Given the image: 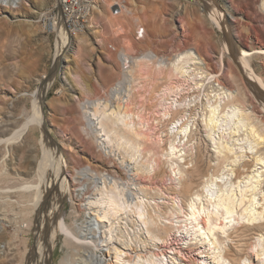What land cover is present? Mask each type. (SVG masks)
Instances as JSON below:
<instances>
[{
	"label": "rangeland",
	"instance_id": "obj_1",
	"mask_svg": "<svg viewBox=\"0 0 264 264\" xmlns=\"http://www.w3.org/2000/svg\"><path fill=\"white\" fill-rule=\"evenodd\" d=\"M120 1L132 6L129 0H100L103 12L95 16L96 27H89L92 30L86 29V42L74 41L76 43L74 50L66 51L67 58L62 59L58 66L55 63V55L59 36L56 32L45 30L39 21L41 13L55 5L57 0H30L31 6L23 2L19 7L22 11L18 14L16 12L20 10L19 8L15 10L0 5V264H33L43 253L46 255L44 259H47L48 252L51 251L48 243L47 250L39 248L40 240L44 239V242L48 240L51 231L41 226V220L46 218L51 208L50 203L47 201L41 208L36 200L43 182L42 178L36 175L43 157V141L63 147L70 164L69 170L75 179L73 184L79 186L89 181L88 190L91 194L87 195L96 197L98 193L93 181L77 173L78 169L87 165L99 170L116 169L117 174L124 178L125 182L119 186L128 195L126 198L128 197L127 200L133 206L122 211L123 217L120 214L122 224L118 223L122 226L118 224L116 226L119 235L123 233L125 238L128 237L129 256L147 252L149 251L147 249L151 250L153 247L159 251L174 249L188 264H217L210 255L213 248L209 242L193 238L187 231L191 225L188 220L189 210L186 207L195 193L203 192L202 185L206 181V176H209L207 174L224 171L222 157L220 158L215 151L203 125L205 115L209 112V104L216 102L217 99L215 81L209 79L207 74L205 77L202 76L198 70H193L187 75L190 112L196 122L194 128L197 127L193 134V142L195 141L199 152L197 156L199 161L197 157L195 159L199 167V169L196 167V170L198 169L201 174L193 170V167H186L187 164L183 162L180 163L182 171L180 177L172 171L166 148L171 135L169 132L171 121L177 118L178 113L167 119L161 118L160 121L159 111L164 109V105L160 102L159 96L154 98L153 93L168 81L167 76L170 70L173 71L171 62L176 61L183 53L193 51L207 61L210 71L220 73L228 88L236 91L234 99L229 102L227 100L223 105L232 102L246 107L252 111L257 126L263 128L264 97L260 96L258 90L249 83L240 65L238 66L230 57L229 51L232 49L233 54L237 56L241 48H247L252 42H256V46L264 47V10L261 7L264 0H215L222 13L228 15L229 22L224 26L220 24L222 20L217 22L218 17L212 14V7L203 11L210 0H205L206 4L204 0H180L178 3L171 0H137L139 10L136 19L126 11L122 14L112 11L115 6H109V3L112 2L114 5ZM132 1L134 3L135 0ZM33 9L40 13L36 15ZM217 14L222 16L219 10ZM119 26H123V29H119ZM142 27L146 28L149 39L139 35ZM124 52H130L136 57H141L146 52L156 53L157 56L142 59L141 63L145 62L142 72L138 70L128 74L122 69ZM222 54L224 58L220 59ZM263 56L254 55L251 65L253 71L264 80V72L259 68L261 66L264 71ZM175 74L173 72L171 79L177 83L182 78ZM120 81H122L120 86H117ZM113 85L114 88L118 87V91H114L113 88L109 94L106 93ZM42 87L43 98L39 114L44 123L43 128L34 122L20 137L4 141L7 137H12L34 113L32 93ZM87 87L91 90L88 95L84 91ZM74 92L80 97H75ZM128 96L133 103V109L136 107V111L142 110L145 116L151 118V125L145 129L148 139L144 137L139 140L141 144L139 154L137 151L134 152L132 147L125 145L126 141L122 143L114 141L108 145V154L104 155L102 148L98 147L99 140L94 138L96 135L99 137V134L88 126L87 115L96 107L99 110L110 111L118 98L125 102ZM87 99H101V103L98 102L94 107L90 105L85 107L84 101ZM157 103L159 105L155 106ZM158 107L162 108L157 109ZM167 129L169 135L161 137ZM261 150L264 155V144ZM111 153L113 156H110ZM116 157L131 162L139 173L134 177L125 178L123 168L115 161ZM248 160L249 165L253 163L252 158ZM94 163L99 165L96 166ZM150 163L153 166L150 167ZM70 176L72 178V175ZM30 182L34 183L32 189L20 188ZM142 191L144 195L141 194ZM93 198L92 200H96ZM141 199L145 201L147 208L149 206L150 213L158 210L159 214L152 215L154 222H149L150 224L143 221L137 212ZM66 200L63 205L65 215L62 219L67 225L72 226L77 234L80 232L73 223L77 210L97 212L104 208L98 206L96 202L86 208L84 196L82 198L80 196L77 204ZM170 231H174L170 243L164 248L155 247L151 238L153 233L157 232L165 237ZM231 231L233 239L223 242L225 255L233 264H240L242 258L250 255L248 250L254 242L255 233L264 232V222L256 226L237 224ZM238 232L240 236H236ZM53 241L55 242L52 244L53 253L47 264H59L64 254L74 253L75 249L84 252L89 248L87 246L86 249L69 238L64 230L60 231ZM252 255L250 256L257 264L256 256ZM38 263L41 264V261Z\"/></svg>",
	"mask_w": 264,
	"mask_h": 264
},
{
	"label": "bare ground",
	"instance_id": "obj_2",
	"mask_svg": "<svg viewBox=\"0 0 264 264\" xmlns=\"http://www.w3.org/2000/svg\"><path fill=\"white\" fill-rule=\"evenodd\" d=\"M129 1L132 6H127L121 1L116 2V4L114 5L111 4L112 2H110L109 6H118V9L112 11L119 12L121 14L123 13V11H126L128 15L135 16L136 19L137 11L139 10L137 7L138 1L135 0L134 3L132 0ZM171 1L178 3L180 0ZM23 2H26V4L31 6L30 0H0V5L16 10L21 7ZM41 5L43 6V4ZM217 6V1L210 0V2L204 7L203 11L205 12L207 8L212 7V14L214 13L213 15L218 17L217 22H219V20H222L220 24L221 26H224L225 23L229 22L228 15H226L225 12V14H223L222 10H220ZM261 7L264 10V1ZM19 9L20 10H17L16 12L17 14L22 11L21 8ZM218 10L220 11L222 16L217 14ZM33 11L34 13H36V15L40 13L36 9H33ZM101 12H103V10L101 8L100 0H95V4L88 19L87 30L89 27H96L97 22H95L94 19L97 13L101 14ZM185 12H188L187 9ZM34 15L35 14H33V16ZM115 17H113V19ZM231 17L234 16L231 15ZM114 24L118 25V23ZM229 25H231V23H229ZM119 29H123V26H119ZM87 30L81 32H71L62 25L56 29V33L59 36L58 49L55 55L56 66H58V64L62 62V59L67 58V55L65 54L66 51L70 52L74 50V44H76L75 42H77L78 40L82 41V43L86 42ZM72 33L75 35H73ZM139 35L143 38L148 37V33L145 27H142L139 30ZM256 45V42H252V44H249L247 48H241V52L237 56H235L236 54H233L232 49L229 52L232 60L237 63L238 66L240 65L242 73H244L249 83L256 90H258L260 96L264 97V80L261 75L253 71V67L251 65L252 57L254 55H264V47ZM73 52L75 53L76 51ZM122 56L124 65L122 68L123 72L127 71V73L129 74L132 71H138L142 69V66L145 63H141L143 62L142 59L145 60L148 58H155L157 55L156 53L146 52L141 57H136L131 55L130 52H124L122 53ZM223 58V54L220 55V59ZM171 64L173 66V71L170 70V73H167L168 81L164 83L163 86H161V89H158L156 92L152 93L155 95L154 98L159 96L161 98L160 102L164 105V109L162 111H159L161 114L160 121L161 118L167 119V117H172L174 114L178 113L177 118L171 121V127L169 130L171 135L169 137V140L167 141L168 145L166 148V155L170 160V166L173 168L172 171L176 176L180 177L182 174L180 168V163L182 162L187 164L186 167H193V170H195L196 172L199 171L198 164H196L197 160L195 161L199 152L197 150L198 148L195 141L193 142V134L195 133V129L197 127L194 128V126H196V122L194 119V115H192L190 112V89L188 88L189 86H187V75L191 74L193 70H198V72H200L202 76L204 75L205 77V75L207 74L210 77L209 79H213L215 81L214 85L217 89V99L216 102H212L211 104H209V112L207 115H205L203 125L206 129V135L211 140L215 151L220 156V158L222 157L224 171H222V173L207 174L209 176H206V181L202 185L203 192L195 193L188 201L186 207L189 210L188 220L190 221L189 223L191 227L187 231H189L193 238L197 237V239L199 240L209 242L210 246H212L213 248V253L210 255L214 258V261L217 264H233L232 260L225 255V250L223 247V242L229 241L232 237L231 229L237 224L256 226L264 222V155L262 152L263 149L261 150V147L264 144V127L260 129L259 126H257L252 111L247 109L246 107L237 105L232 102L223 105L227 102V100L229 102L230 100L234 99V97L236 96V91L231 90L224 84L219 72L210 71L207 66V61L198 53L193 51L185 52L176 61L171 62ZM259 68L262 72H264L261 66ZM65 72L66 70H64V73ZM173 72L176 73L175 75H178L182 78L177 83L173 82L171 79V75L173 74ZM160 79L164 78L160 77ZM121 82L122 81H120L117 86H120ZM114 86L115 85L109 88L106 93L109 94ZM88 88L89 87L84 89L86 94H89L91 92L90 88ZM116 90L118 91V87L114 88V91ZM32 95L34 98V113L14 132V135L12 137H7L4 141L8 142L13 140L15 137H20L23 131L31 123H38V125L43 128L44 123L39 114V106L42 103L43 98V87L42 89L33 91ZM73 95L78 98L80 97L79 95H76L75 92ZM129 97L130 96L127 97L125 102L118 98L113 107H111V109L109 108L110 111L108 109L99 110V108L96 107L93 108V111L91 110L92 112H89V114L87 115L88 126L92 130H96L99 134V137L96 135L94 136V138L96 140H99L98 147L102 148V153L104 152V155L108 154V145L114 143V141H118L121 143L122 141H126L125 145L127 144L128 147H132V149H134V152L137 151L138 153L141 150V144L139 143V140L144 137H147L148 139V133L145 132V129L149 127L148 125H151V118H149L150 116H145L142 110L136 111V107L135 109H133L134 106L133 103L130 102L131 99H129ZM100 100L101 99H87L84 101V105L85 107H87L88 105L94 107L98 104V102L101 103ZM159 103L155 104V106L159 105ZM161 108L162 107H158L157 109ZM167 131L168 129L163 133V135H161V137L169 135ZM150 135L151 134H149V136ZM42 144H44V152L36 175L42 178L43 182L36 200L39 204V207L41 208L45 206V203H47V201H49L50 203L51 208L48 207L50 208V210L48 211L46 218L41 220V226L43 227V229H51V231L50 235L48 236V240H46L45 242L43 239L44 237L40 238L43 239V241L40 240L39 248L40 250H43L45 248V250H47L48 247L46 244L48 243L49 249L51 247V251L48 252L47 259H44L46 255H43L45 254L43 253L41 255L42 257L38 256L37 261L33 264H39L38 262L40 261L41 264H47L53 253L52 251L54 245L52 244H55L53 239L56 238L58 233L63 230L69 238L73 239L78 244L83 245L86 249L87 246L89 248L84 252L75 249L74 253L64 254L60 258L59 264H127L128 261L131 264H181L180 262H178V260L176 261L171 253H150V255L148 256H145L143 254H136L133 255L134 258L132 260H127L126 257L129 253V250L127 249L129 248V240L128 237L125 238L123 233H121L120 235L118 234V226H116L123 217V214H121L123 213L122 211L132 205L127 200L128 197L126 198V196L128 195H126L119 186V184L123 183L124 178L117 174L116 169L99 170L98 168H93L90 165H87L80 170L78 169L77 173L82 174L84 177L87 176L93 181L95 190L98 193L97 196L99 198L97 196L96 198L92 195H87L88 193H90V191L88 190L89 181L79 186L73 184V181L75 179L73 177V174H71L69 170L70 164L65 154L66 151H64L63 147L59 145H50L45 141H43ZM110 156H113L112 153L110 154ZM251 158L253 160V163L249 165V163H247V160ZM116 159L117 160L115 161H117V163L120 164V166L124 170L125 178L134 177L139 173L138 170L134 168V165L131 162L124 160V158L116 157ZM95 165L98 166L99 164ZM151 166H153L152 163H150V167ZM196 167H198L197 170ZM242 170L246 171L247 173H244ZM200 174L198 175L200 176ZM70 175H72V178ZM75 178H77V175H75ZM33 187L34 183L30 182L22 185V187L20 188L32 189ZM141 194L144 195L143 191ZM80 196L81 198L82 196L86 198V208H89L90 205L93 206V204L91 203L94 202L98 203V206H103L104 208L100 209L97 212L86 210L84 212H80L77 210V214L74 215L73 220L75 227H77L80 232H78L79 234H77L73 230L72 226L67 225V222L64 221L62 217L63 215H65V210L63 209L65 199L70 200V202L73 204H77V200H79ZM93 197L96 198V200H92ZM141 200L142 201H139L140 204H138L137 208L139 216L146 223L154 222V216L152 215H156L158 210H154V212L150 213L148 209L149 206L147 208L145 201L143 199ZM146 201L150 200L146 199ZM205 201H207V203ZM181 205L183 206L182 201ZM120 214L122 217H120ZM168 220L170 219H167V221ZM170 232L174 233V231ZM168 234L164 237L162 234L160 235L159 233L154 232L153 237H151L154 241L153 243L160 241L163 242ZM236 236H240V233H236ZM253 238L254 242L249 246L248 253H250V255L253 254L252 256H256V260L258 261L257 264H264V232L259 231L255 233ZM91 245H94V247H92ZM250 255L242 258L240 264H256L255 259L253 260ZM133 256L131 254L130 257L132 258ZM30 262L32 261L30 260Z\"/></svg>",
	"mask_w": 264,
	"mask_h": 264
},
{
	"label": "built area",
	"instance_id": "obj_3",
	"mask_svg": "<svg viewBox=\"0 0 264 264\" xmlns=\"http://www.w3.org/2000/svg\"><path fill=\"white\" fill-rule=\"evenodd\" d=\"M94 4L95 0H57L55 5L47 11L41 13L39 21L41 22L43 28L49 32H56V29L61 25L65 26L71 32H81L87 29L88 19ZM173 235L174 233L170 235L168 234L163 242L160 241L153 243L154 246H161L162 248L166 247V245L172 240ZM150 253H171L176 261L178 260L181 264H188L185 262L184 257H181L180 253L174 249L159 251L152 248L151 250L144 252L143 255L148 256ZM136 254H142V252H138ZM129 255L130 252L128 253L126 259L132 260L134 257L131 258ZM127 264L131 263L128 261Z\"/></svg>",
	"mask_w": 264,
	"mask_h": 264
},
{
	"label": "water",
	"instance_id": "obj_4",
	"mask_svg": "<svg viewBox=\"0 0 264 264\" xmlns=\"http://www.w3.org/2000/svg\"><path fill=\"white\" fill-rule=\"evenodd\" d=\"M117 7H118V6H115V7H114V10L118 9Z\"/></svg>",
	"mask_w": 264,
	"mask_h": 264
}]
</instances>
